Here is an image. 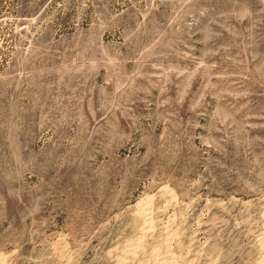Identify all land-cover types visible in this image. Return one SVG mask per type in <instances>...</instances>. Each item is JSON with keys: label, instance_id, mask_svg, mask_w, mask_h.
<instances>
[{"label": "rangeland", "instance_id": "rangeland-1", "mask_svg": "<svg viewBox=\"0 0 264 264\" xmlns=\"http://www.w3.org/2000/svg\"><path fill=\"white\" fill-rule=\"evenodd\" d=\"M263 243L264 0H0V264Z\"/></svg>", "mask_w": 264, "mask_h": 264}, {"label": "bare ground", "instance_id": "bare-ground-1", "mask_svg": "<svg viewBox=\"0 0 264 264\" xmlns=\"http://www.w3.org/2000/svg\"><path fill=\"white\" fill-rule=\"evenodd\" d=\"M149 223H150V222H146L147 225H149ZM263 247H264V243H263ZM262 262H263V264H264V260H263Z\"/></svg>", "mask_w": 264, "mask_h": 264}]
</instances>
